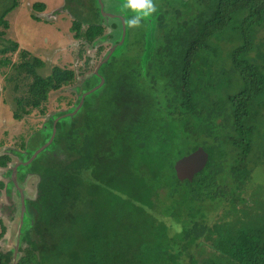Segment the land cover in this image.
<instances>
[{"label": "trees", "instance_id": "obj_1", "mask_svg": "<svg viewBox=\"0 0 264 264\" xmlns=\"http://www.w3.org/2000/svg\"><path fill=\"white\" fill-rule=\"evenodd\" d=\"M122 3L118 17L138 14ZM79 4H67L77 17L72 30L91 41L103 29ZM163 5L147 23L151 84L137 67L115 74L100 109L91 111L87 103L80 120H67L60 143L69 158L33 165L38 196L26 202L30 217L15 264H264V210L253 186L264 159V0ZM17 6V0L5 1L3 27ZM34 8L42 11L45 4ZM18 46L1 30L0 63L9 64L8 53ZM44 66L21 52L15 79L25 82L14 99L15 118L41 108L76 76L60 66L44 76ZM121 86L142 98L137 112L123 119ZM89 114L99 124L104 115L101 141L88 132L95 126L84 123ZM199 146L209 153L206 167L192 180L179 179L176 161ZM7 160L0 156V165ZM255 206L263 212L254 215ZM0 227L1 240V218ZM0 264H14L12 251L1 245Z\"/></svg>", "mask_w": 264, "mask_h": 264}, {"label": "rangeland", "instance_id": "obj_2", "mask_svg": "<svg viewBox=\"0 0 264 264\" xmlns=\"http://www.w3.org/2000/svg\"><path fill=\"white\" fill-rule=\"evenodd\" d=\"M5 1L0 0V9ZM17 2L18 6L6 16L8 27L5 28L0 24V31H4V39L17 42L19 45L17 51L8 53L11 58L9 64L0 63V156L8 153L12 157L9 167L18 160L15 152H24L23 145L28 140L35 141L36 132L43 128L49 115L71 108L77 98L76 86L92 72L103 55L102 52L74 38V31L71 30L73 17L68 12L59 9L64 0H17ZM37 3L45 4L43 12L34 8ZM34 16L39 19L36 20ZM107 27V33H109L110 28ZM262 34L264 35V30L260 35ZM109 46V42L103 44V53ZM22 51H28L31 56L39 57L45 62V66L40 70L42 75H48L54 66H60L75 70L77 79L74 85L70 84L52 91L48 101L41 108H36L30 114L17 119L14 117L16 107L14 99L22 94L21 87L25 79L23 81L15 79L14 65L19 62ZM16 83L18 88H15ZM5 170L0 167V180L6 181L7 178H3ZM253 180L256 195L264 210V159L254 170ZM22 182L26 196L34 198L38 177L30 174ZM2 193L0 195V218L6 226V232L1 238V248L7 252L16 242L20 203H17L18 206L14 203L18 209L12 212L9 206L12 205L13 200L18 202L19 198L8 197L5 190ZM258 207H253L254 215L258 214V210L263 212L262 206Z\"/></svg>", "mask_w": 264, "mask_h": 264}, {"label": "flooded vegetation", "instance_id": "obj_3", "mask_svg": "<svg viewBox=\"0 0 264 264\" xmlns=\"http://www.w3.org/2000/svg\"><path fill=\"white\" fill-rule=\"evenodd\" d=\"M88 1L89 0H82V2H84L86 6H84V4L82 3L81 4L78 3L79 9H81L84 12V16H88L89 13L91 22L101 25L103 30L99 33L97 32V35L91 41H87L85 38L75 37V30H73L74 38L76 40L81 41L86 46H90L91 48H95L97 51L102 52L103 55L101 54L102 57L100 58V60L98 61L92 72L87 76H85L81 81V83L76 86L75 94H77V98L72 103L71 108L67 111L60 112L58 115H56V117H54V120L59 118L58 122L56 123V134L54 135L55 144L53 143L49 144L40 153H38L36 157L32 158L35 151L47 143L48 139L46 136L49 137L51 136V131L49 129L50 127L48 123L46 124V126H44L46 136L42 130L44 129V127L41 128L38 132H36L37 138L35 139V141L30 142L28 140L23 145L24 152L23 151L15 152L16 155L18 156V160L14 162L12 166L9 167L12 161V157L8 153L4 154V155H8V157H10V160H7L6 165H0V167L6 169L3 178L4 177L7 178L6 181L0 180V195L3 194L2 191L5 190L8 197L11 196L12 198L14 197L19 198L18 202H15L13 200V202L11 203L12 205L9 206L12 212H15L18 209L17 203L18 204L21 203L22 194L25 197L26 202H29V200H33L38 196V183L40 181V178L38 173H36L34 170L32 171L33 165H36V163L39 161L45 162L48 159H52V160L57 159V160L66 161L69 158V156H67L68 152L66 151V148L60 143V137H62L61 134L64 131V127L66 125H69L67 120H69L70 122L71 121L73 122L75 119L80 120V117L84 115L83 111L85 110V104L87 103L88 105H90L89 110L91 111L100 109V107L103 105L102 102H104V99L108 100L106 97L108 95L107 88L109 87L108 85H110L111 80L113 79L115 74L124 73V70L126 71L130 70L129 67L131 66L137 67L138 71H140V73L142 72L141 78L144 81L148 82V84H151L149 79H147L148 78L147 74H145L147 72V70L145 69V65L149 60H152L153 58L152 56L153 54L152 55L146 54L147 51L146 31H147V23H149L150 19L151 20L154 19L153 16L150 14L147 17L144 18L142 17L138 25H133L132 28H129V25L126 23L127 19L124 17V15H122V17L119 18L118 16H113L108 13L110 10L122 11L127 3L121 4L122 0H95V4L92 1L91 2ZM67 2H68L67 0H64L62 6L59 9L68 12L70 16L73 17V22H74V20L77 19V17H75V14L72 12V9L70 8L69 5L67 6V4H71V6L72 5L77 6L78 4L76 1H73L71 3H67ZM151 2L154 6L155 12L158 13L164 12V9L161 8L162 6H164L163 3L165 2V0H151ZM160 3L162 4L160 5ZM101 6L104 7L105 13L104 10H102ZM43 11L44 10L39 12H43ZM97 12L99 13L101 12L102 15L98 14ZM135 12L139 13L140 10L136 9ZM134 14H135L134 11L133 14L129 13L130 18L136 16ZM34 18L36 19L37 16H34ZM91 22L90 20L83 21L82 30L89 27ZM107 26H109L110 28L109 33H107L108 31ZM72 29H73V25L71 27V30ZM105 42H109L110 46L105 50L106 52L103 53V49H104L103 44ZM76 79H77V74L74 80L72 81L71 85H74L76 83ZM120 90L122 93V96L120 97V102H121L120 116L123 119L124 117L127 116V112H132V111L137 112L136 110L139 109L142 98L139 97L138 95L136 96L131 91L132 87L121 86ZM131 103L134 104V106L131 105ZM101 115L102 118H100L101 120L100 124L98 121L99 119L93 118L90 114L88 117H86L84 121V123H86L87 125H92V126L95 125L92 128H88V132L92 137L99 139L98 141H101L102 137L105 136V134L103 133L102 136L100 137L99 136L100 132L98 131L100 130L102 132H105L104 129L102 130L100 129V125L103 124L104 122L103 119L104 115L103 114ZM75 146H77V144H75ZM75 152L76 150L73 152L74 157L78 156L77 153ZM71 158L72 157L70 156V159ZM30 174L36 175L38 177V182L36 187L37 191L34 198H28L26 196L22 182ZM14 203L17 206H15ZM19 253L21 254V248H19ZM12 256L14 260L13 251H12Z\"/></svg>", "mask_w": 264, "mask_h": 264}, {"label": "water", "instance_id": "obj_4", "mask_svg": "<svg viewBox=\"0 0 264 264\" xmlns=\"http://www.w3.org/2000/svg\"><path fill=\"white\" fill-rule=\"evenodd\" d=\"M102 10H104L105 13V9L103 6H101ZM108 12V11H106ZM110 15L113 16H118L116 15L115 11H109L108 12ZM122 17L121 15H119V18ZM82 103V102H81ZM57 114L54 115H49L45 121L44 126H46V124L53 122V124H49L51 131V136H46L48 141L46 144H44L43 146H41L38 150L35 151V153L33 154L32 158L36 157L38 153H40L44 148H46L49 144L54 142V135L56 134V123L58 122L59 118L54 120V117H56ZM70 114V113H69ZM53 120V121H52ZM43 126V127H44ZM45 129V127H44ZM209 160V153L202 147L199 146L196 150H194L193 152L182 156L181 158H179L176 163H175V170H176V174L177 177L181 180L184 179H189L192 180L193 177L195 176V174H197L198 172H200L201 170H203ZM19 209H20V216H19V225H18V230H17V234H16V242L13 246L12 249H10V251H13L14 253V264L16 262V260L19 257V248L21 246V240H22V234H23V230H24V226L25 223L29 220L28 218L30 217L28 212H27V208H26V199L22 194L21 197V203L19 205ZM0 245H1V240H0ZM2 249V248H1Z\"/></svg>", "mask_w": 264, "mask_h": 264}, {"label": "clouds", "instance_id": "obj_5", "mask_svg": "<svg viewBox=\"0 0 264 264\" xmlns=\"http://www.w3.org/2000/svg\"><path fill=\"white\" fill-rule=\"evenodd\" d=\"M128 5L133 9H140L141 11L131 19H127L128 25H138L142 17L149 16L155 9L151 0H140L139 6H133L131 0H128Z\"/></svg>", "mask_w": 264, "mask_h": 264}, {"label": "snow or ice", "instance_id": "obj_6", "mask_svg": "<svg viewBox=\"0 0 264 264\" xmlns=\"http://www.w3.org/2000/svg\"><path fill=\"white\" fill-rule=\"evenodd\" d=\"M133 6H139L140 0H131Z\"/></svg>", "mask_w": 264, "mask_h": 264}]
</instances>
